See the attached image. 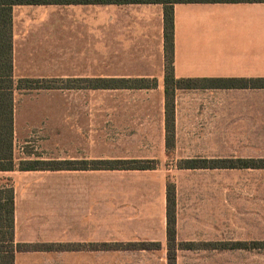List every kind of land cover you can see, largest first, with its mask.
Here are the masks:
<instances>
[{
  "label": "crops",
  "instance_id": "0c3cea01",
  "mask_svg": "<svg viewBox=\"0 0 264 264\" xmlns=\"http://www.w3.org/2000/svg\"><path fill=\"white\" fill-rule=\"evenodd\" d=\"M174 28L176 79L229 83L176 91L168 148L162 5L12 7L14 170L0 184L14 190L15 242L45 247L15 264H93L88 249L110 242L167 247L169 185L177 241L264 247V2L175 4ZM131 80L155 85L117 84ZM34 162L60 167L19 169ZM129 162L153 168L109 167Z\"/></svg>",
  "mask_w": 264,
  "mask_h": 264
},
{
  "label": "trees",
  "instance_id": "16d2710c",
  "mask_svg": "<svg viewBox=\"0 0 264 264\" xmlns=\"http://www.w3.org/2000/svg\"><path fill=\"white\" fill-rule=\"evenodd\" d=\"M264 2V0H0V161H7L6 166L0 163V171L14 170L12 164L13 148V61L11 37V9L18 5H162L164 7L165 39V97H166V132L167 147L175 141V93L177 90L192 89H227V79H176L174 73V5L195 3H238ZM2 80V81H1ZM19 89L39 88L38 81H19ZM98 82H94L97 84ZM115 83V82H114ZM99 84V83H98ZM120 88L150 89L155 84L147 80L119 81ZM106 87L94 86V89ZM185 168H228V161H189L182 163ZM60 166L49 163L34 162L21 164L24 170H55ZM67 167V165H66ZM111 168L126 167L131 169H152L149 162H129L110 164ZM62 168V167H61ZM167 235L169 244L176 242V195L173 185L168 186L167 195ZM193 246V245H189ZM44 250L41 246L26 245L15 242V196L12 186L0 185V264H15L19 252ZM171 254V253H170ZM170 264H176L170 257Z\"/></svg>",
  "mask_w": 264,
  "mask_h": 264
},
{
  "label": "rangeland",
  "instance_id": "374dc122",
  "mask_svg": "<svg viewBox=\"0 0 264 264\" xmlns=\"http://www.w3.org/2000/svg\"><path fill=\"white\" fill-rule=\"evenodd\" d=\"M20 85L21 83H18V86ZM38 85L40 87V84ZM21 86H25V83ZM0 185L8 186L9 184L3 182ZM54 250L59 251L63 256L67 255L71 249L67 244H61ZM88 250L93 253V264H100L98 260L101 251L109 253V264H170L171 255L175 258L176 264H264V247L237 248L230 254L227 236L212 242L195 243L179 242L176 238V242L171 244L168 242L167 247L161 242H110L102 247L93 245Z\"/></svg>",
  "mask_w": 264,
  "mask_h": 264
}]
</instances>
